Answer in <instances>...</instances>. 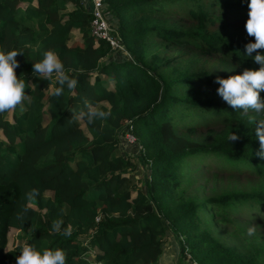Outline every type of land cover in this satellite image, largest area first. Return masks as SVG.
I'll return each instance as SVG.
<instances>
[{"label":"trees","instance_id":"trees-1","mask_svg":"<svg viewBox=\"0 0 264 264\" xmlns=\"http://www.w3.org/2000/svg\"><path fill=\"white\" fill-rule=\"evenodd\" d=\"M249 2L104 0L124 48L114 54L91 35L81 0H0V50L22 52L27 95L0 113V264H16L25 244L59 248L65 264H158L169 233L196 264H264L260 248L244 253L209 228L264 222V158L249 123L261 116L232 109L215 82L260 67L246 55ZM162 41L177 51L160 55ZM49 49L78 81L59 97L55 74L32 72ZM85 101L110 114L89 123ZM124 130L149 168L141 182L133 155L120 151ZM205 170L232 181L185 196L190 174ZM10 228L20 242L7 248Z\"/></svg>","mask_w":264,"mask_h":264},{"label":"clouds","instance_id":"clouds-1","mask_svg":"<svg viewBox=\"0 0 264 264\" xmlns=\"http://www.w3.org/2000/svg\"><path fill=\"white\" fill-rule=\"evenodd\" d=\"M249 13L246 21V31L249 37H254V42L246 44V55L253 57L260 65L259 69L245 68L241 74L230 75L227 78L217 76L216 83L219 85L217 94L235 111L242 110L245 115L254 112L261 116L256 120L249 117V123H255V135L259 141V150L256 155L264 158V0H250L248 4ZM22 52L11 50H0V113L15 109L22 105L27 99L25 93V82L17 76L16 69L19 67L18 54ZM42 60L33 64L32 72L44 80H51L53 74L58 83L54 95H63L65 86L68 89H75L78 81L71 78L65 71V66L54 50H45L42 53ZM86 111L81 115L86 117L89 123L96 119H104L110 113L93 106L85 101ZM228 139L233 142L240 139L238 134L231 132ZM31 198V194H29ZM59 222L53 221V230H59ZM255 227H249L248 234L252 235ZM66 229L64 235H70ZM7 251V250H6ZM65 253L56 248L38 249L34 244H25L21 247L20 255L16 257V264H65Z\"/></svg>","mask_w":264,"mask_h":264},{"label":"rangeland","instance_id":"rangeland-1","mask_svg":"<svg viewBox=\"0 0 264 264\" xmlns=\"http://www.w3.org/2000/svg\"><path fill=\"white\" fill-rule=\"evenodd\" d=\"M75 36L79 37V33L75 32ZM170 43H165L162 41V45L159 48L160 55H170L173 51H177V48L174 46H168L165 48V45ZM123 49H115L112 51L114 54H119L122 52ZM125 122V121H124ZM128 131L124 130V133L120 135V151L122 153H130L132 154L134 160L137 165V169L133 170L136 173V177L141 182L144 178L145 174L148 172V167L145 166L143 163L138 161V153L140 152V145L137 141L130 142L128 137H126ZM219 178L220 181H217L216 177L214 176V171L205 170L204 172L199 173L196 177L191 176L190 174V183H185L184 194L185 196H195L199 199L204 198L208 195H215L219 194L221 190L225 188V183H230L232 179L228 178L227 176ZM238 180H243L239 178ZM252 179L249 180V183ZM247 186L249 184L247 183ZM253 221H249L247 219H239L236 222L235 226H222L219 224H210L209 228L213 232V234L220 240H222L225 244L235 246L240 251L247 253L248 251H254L261 249V256L264 257V222L252 223ZM255 227V232L252 235L248 234L249 227ZM239 228L241 232L234 233V230ZM18 230L16 228H10L8 232V243L7 248L11 246L17 245L20 241L16 238ZM169 237V239H168ZM162 243V252L157 260L158 264H192V259L188 253L185 255H180L179 246L177 242V238H171L170 236H166L163 238ZM24 243V240H22ZM170 245H174L171 248ZM177 247V251H174ZM175 252V254H174Z\"/></svg>","mask_w":264,"mask_h":264},{"label":"built area","instance_id":"built-area-1","mask_svg":"<svg viewBox=\"0 0 264 264\" xmlns=\"http://www.w3.org/2000/svg\"><path fill=\"white\" fill-rule=\"evenodd\" d=\"M82 4L91 12L90 32L95 41L103 39L110 44L111 50L123 49L119 40L111 32V27L104 14V0H81ZM126 137L130 142L136 141L135 136L128 131ZM193 264H196L193 261Z\"/></svg>","mask_w":264,"mask_h":264},{"label":"crops","instance_id":"crops-1","mask_svg":"<svg viewBox=\"0 0 264 264\" xmlns=\"http://www.w3.org/2000/svg\"><path fill=\"white\" fill-rule=\"evenodd\" d=\"M168 236H170V239H171V238L173 239L174 237L176 238V236H175L174 233H169ZM168 239H169V237H168ZM177 242H178V240H177ZM178 245H179V242H178ZM170 247H171V248L173 247V249H174V245H172V246L170 245ZM179 250H180V246H179ZM174 251H177V247L175 248ZM179 252H180V251H179ZM174 254H175V252H174ZM180 255H181V253H180ZM181 256H182V255H181Z\"/></svg>","mask_w":264,"mask_h":264}]
</instances>
